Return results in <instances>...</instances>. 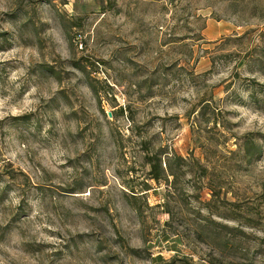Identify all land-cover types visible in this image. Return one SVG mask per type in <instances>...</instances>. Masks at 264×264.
Instances as JSON below:
<instances>
[{"label":"rangeland","instance_id":"obj_1","mask_svg":"<svg viewBox=\"0 0 264 264\" xmlns=\"http://www.w3.org/2000/svg\"><path fill=\"white\" fill-rule=\"evenodd\" d=\"M180 259L264 264V0H0V264Z\"/></svg>","mask_w":264,"mask_h":264},{"label":"trees","instance_id":"obj_2","mask_svg":"<svg viewBox=\"0 0 264 264\" xmlns=\"http://www.w3.org/2000/svg\"><path fill=\"white\" fill-rule=\"evenodd\" d=\"M243 153L247 159V161H253L257 159L259 156L260 148L255 145V141L252 137L245 138L243 145H242ZM147 163L150 165L149 176L152 180L159 182L163 180V177L167 179L168 176L173 177V182H175L174 178H176V174L173 171V166L171 160H168L165 163V169L162 167V163L156 157H147ZM172 161H176V165L179 168L180 165L186 164L185 161L181 158H173ZM194 166H197L198 163L196 161L190 160ZM199 167V166H198ZM210 191H213L210 189ZM181 264H192L187 259H180Z\"/></svg>","mask_w":264,"mask_h":264},{"label":"water","instance_id":"obj_3","mask_svg":"<svg viewBox=\"0 0 264 264\" xmlns=\"http://www.w3.org/2000/svg\"><path fill=\"white\" fill-rule=\"evenodd\" d=\"M109 117L111 116V114L108 115Z\"/></svg>","mask_w":264,"mask_h":264}]
</instances>
